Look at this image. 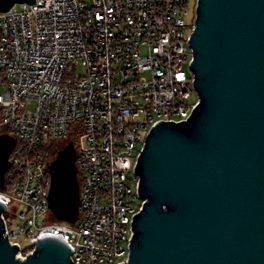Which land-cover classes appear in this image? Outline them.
<instances>
[{"label":"built area","instance_id":"built-area-1","mask_svg":"<svg viewBox=\"0 0 264 264\" xmlns=\"http://www.w3.org/2000/svg\"><path fill=\"white\" fill-rule=\"evenodd\" d=\"M191 5L36 0L0 11V134L16 138L0 202L3 234L18 246L17 256L56 238L70 249L71 264L129 259L133 218L147 201L135 169L146 137L159 121L188 119L199 101L189 42L198 0L194 16ZM70 134L79 216L74 223L43 221L51 214V175L41 146ZM12 204L20 206L13 230L6 215Z\"/></svg>","mask_w":264,"mask_h":264},{"label":"water","instance_id":"water-1","mask_svg":"<svg viewBox=\"0 0 264 264\" xmlns=\"http://www.w3.org/2000/svg\"><path fill=\"white\" fill-rule=\"evenodd\" d=\"M36 0H0V11ZM189 42L199 101L188 119L157 122L137 164L147 201L121 264H264V0H198ZM16 138L0 134V187ZM73 139L48 164L49 209L76 222L80 180ZM0 264H71L56 238L26 258L4 237Z\"/></svg>","mask_w":264,"mask_h":264},{"label":"rangeland","instance_id":"rangeland-1","mask_svg":"<svg viewBox=\"0 0 264 264\" xmlns=\"http://www.w3.org/2000/svg\"><path fill=\"white\" fill-rule=\"evenodd\" d=\"M195 4H196V0H192V5H191V10H192V13H193L192 16H194V14H195V6H196ZM84 71H85L84 66H82L81 64H79L78 65V73L83 74ZM193 97H194V99H196V98L199 97L196 89L194 90V96ZM80 135H81L80 132L75 133V136H76L75 138L79 139ZM70 137H71V134H70L69 137H59V138L54 139V141H57L59 143H65V142H67L69 140ZM16 207L17 208L14 209L15 208V204H12L10 210L6 213V215L8 217L7 218L8 219V226H9V228L11 230H13L14 228H16L18 222H20L14 216L15 215L14 212H17L20 209V206L19 205L16 206ZM40 219L43 220V221H47V222H52V221L58 220L52 214H49V216L47 218L40 217ZM19 239L22 241L23 245H26L28 243L26 237L24 235H22V234L20 235Z\"/></svg>","mask_w":264,"mask_h":264},{"label":"trees","instance_id":"trees-1","mask_svg":"<svg viewBox=\"0 0 264 264\" xmlns=\"http://www.w3.org/2000/svg\"><path fill=\"white\" fill-rule=\"evenodd\" d=\"M71 139H74V138L71 137ZM67 142L59 143V142L53 140V141H49V142L45 143L44 145H42L41 148L44 151L47 160L48 161L53 160L55 158V156L57 155L58 151L60 149H62L66 145Z\"/></svg>","mask_w":264,"mask_h":264}]
</instances>
